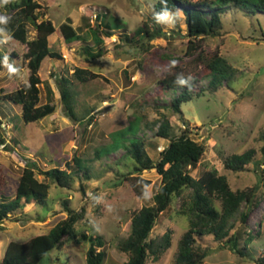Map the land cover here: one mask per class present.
<instances>
[{"label":"rangeland","instance_id":"obj_1","mask_svg":"<svg viewBox=\"0 0 264 264\" xmlns=\"http://www.w3.org/2000/svg\"><path fill=\"white\" fill-rule=\"evenodd\" d=\"M36 1L41 6L39 20H50L58 28L70 18L81 40L67 44L57 33L48 37L49 47L59 53L60 59H49L42 66L39 104L46 102V89H50L55 109L42 120L24 123L21 107L1 97L28 82L29 69L21 57L26 46L0 30V52L6 57L11 51L18 53V58L6 59L0 66V197L4 200L15 197L22 171L29 164L36 166L35 178L49 184L44 206L34 202L24 204L0 225V261L8 242H26L46 234L65 219L67 213L62 202L68 200L71 209L83 211L77 236L64 238L62 246L40 264H86L90 244L81 238L82 233H91L86 222L103 239L104 245L97 248V251L105 252L102 264L126 262L127 255L119 245L129 235L132 216L143 206L153 203L160 176L156 169L142 171L140 176L149 184L143 186L144 193L139 196L130 181L120 178V174L131 169L129 159L126 165L119 162L124 149L105 151L106 154L99 158H94L95 152L109 148L116 132L136 124L138 130L134 137L145 141L149 156L158 160L169 140L156 136L157 126H149L162 116H168L172 136L185 130L192 139L205 146L201 164L191 171L193 177L199 178L204 171L213 170L225 176L233 190L257 189V204L250 210L245 204L241 205L240 210L248 211V215L233 230L251 231L255 235L243 250L248 251L249 256H239L208 235L199 239L202 246L210 249L202 264H260L258 258L264 251V152L261 140L264 132V12L251 14L228 4L221 14L219 34L200 36L195 41L188 37L180 11L154 18L153 5L157 0ZM88 10L93 13L89 30L83 21ZM97 13L103 17L100 21L94 18ZM143 23L158 27L164 33L153 39L145 38L144 49L138 41L124 39L132 36ZM27 29L31 40L35 31L30 24ZM93 29L98 32L97 39L91 34ZM190 42L198 44L196 52L188 49ZM200 51L207 58L216 54L226 59L234 67V75L213 89L202 64L195 60ZM97 53L101 56L93 59L91 56ZM165 59L173 65L171 74L176 71L187 79L194 74L200 77L192 85L200 97L183 103L181 114H174L168 108L181 89H167L161 84L166 77ZM91 74L98 77L93 78ZM61 77L70 80L74 118L69 116L61 98ZM248 150L255 154L245 171L236 174L224 167L227 157ZM73 157L89 161L90 178L83 180L84 189L80 186V174L73 176L70 188H60L41 174L51 168L67 169L68 164H73ZM180 205L181 200L175 198L159 216L150 238L169 231L171 245L157 261L149 259L147 264L175 263L178 242L188 227V218L180 213ZM236 219L237 215L231 223ZM238 247L243 249V240Z\"/></svg>","mask_w":264,"mask_h":264},{"label":"trees","instance_id":"obj_2","mask_svg":"<svg viewBox=\"0 0 264 264\" xmlns=\"http://www.w3.org/2000/svg\"><path fill=\"white\" fill-rule=\"evenodd\" d=\"M228 4L251 14L264 12V0H157L153 5V16L157 18L180 11L185 19L188 37L196 41L200 36L219 34L222 29L221 14L228 8V6L225 7ZM0 8V16L7 18L6 23H0V30L8 33L11 39L26 46L21 57L26 61L29 69L28 82L1 98L21 107V118L24 123L37 122L51 115L55 109L52 105L50 89H46V102L39 104V85L42 83L39 74L42 66L49 59H60L59 53L49 47L48 37L57 33L67 44H71L80 41L81 36L72 26L70 18H67L58 28L50 20H39L41 6L36 0H0ZM92 16V11L88 10L83 18L87 30L90 29L89 22ZM94 18L100 21L103 17L101 13H97ZM27 24H30L35 31V37L31 40L28 39ZM103 24L110 31L108 25L104 22ZM98 27L97 24L96 29ZM96 29L91 30L95 39L98 36ZM160 36H164L161 29L143 23L132 36H125L124 39L136 40L140 48L144 49L145 38L153 39ZM189 45L188 49L192 48L194 52L199 48L198 44L193 45V42ZM88 51L86 53L89 54ZM100 56V53H97L91 57L94 59ZM11 58H18V53L11 51L6 57L0 52V66L6 59ZM195 60L202 64L205 76L210 78L209 86L213 89L220 86L223 81L229 80L235 73L234 67L216 54L207 58L200 51ZM163 62L166 63L164 71L166 77L161 84L167 89H181L180 93L171 100L168 108L174 114H181L183 103L191 101L194 97H200L192 87L200 77L194 74L187 79L181 77L176 71L171 74L173 65L170 60L165 59ZM91 76L98 77L94 74ZM69 84V79L60 78L59 86L64 107L69 116L74 118ZM129 126L130 128L126 127L116 132L110 147L103 152L96 151L94 158H99L106 152L124 149L125 153L119 162L126 165L129 159L131 169L125 174H120V178L130 181L134 192L139 196L144 193L143 186L149 184L140 176L142 171L156 169L161 181L157 192L152 197L153 203L143 206L131 218L129 235L119 245L120 250L127 255V261L123 264H147L149 259L157 261L170 247L171 233L169 231L154 238H150V234L159 216L175 198L181 200L180 213L187 216L188 227L178 242L174 264H202L209 255L210 249L202 246L199 239L208 235L213 236L216 241L223 242L239 256L248 257V251L243 250L255 239V235L251 231L241 233V229L236 232L233 230L239 223H243L248 215V211L240 210L241 205L245 204L250 210L257 204V189L233 190L227 178L213 170L204 171L199 178L193 177L191 171L201 164L205 146L192 139L185 130L178 136H172V124L168 116H162L160 120L153 121L149 126L150 128L157 126L156 136L169 140L168 146L159 153L158 160H153L149 156L145 141L134 137L138 125L130 124ZM261 140L264 152V132ZM254 154L253 150H248L242 154L231 155L224 160V167L236 174L243 172L245 166L252 161ZM34 169H36L34 164H29L23 169L13 199L4 200L0 197V225L11 214L21 210L24 204L34 202L41 206L45 205L49 184L38 181L35 178ZM89 169V161L73 157V164H68L67 169L51 168L42 171L41 174L60 188H70L73 176L80 174L78 176L81 179L80 186L84 189L83 180L90 178ZM1 175L0 168V179H2ZM62 206L67 213L65 219L55 224L46 234L34 236L26 242H8L0 264H40L52 251L62 246L64 238L76 237L77 228L83 219V211L71 209L68 200L63 201ZM236 215L238 219L231 223ZM87 224L88 222L85 226L89 227L91 233L81 234V238L90 244L85 262L86 264H102L105 252L97 251V248L104 245L103 239L97 235L92 226ZM241 240H243V249L238 247ZM258 262L264 264V251L259 255Z\"/></svg>","mask_w":264,"mask_h":264},{"label":"clouds","instance_id":"obj_3","mask_svg":"<svg viewBox=\"0 0 264 264\" xmlns=\"http://www.w3.org/2000/svg\"><path fill=\"white\" fill-rule=\"evenodd\" d=\"M158 18H162V17H158ZM7 22V18L0 16V23H6Z\"/></svg>","mask_w":264,"mask_h":264}]
</instances>
